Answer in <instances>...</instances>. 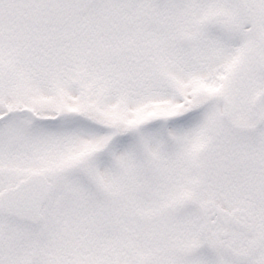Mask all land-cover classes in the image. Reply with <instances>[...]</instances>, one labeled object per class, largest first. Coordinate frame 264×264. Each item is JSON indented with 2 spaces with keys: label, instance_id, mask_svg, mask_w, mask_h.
I'll return each instance as SVG.
<instances>
[{
  "label": "rangeland",
  "instance_id": "obj_1",
  "mask_svg": "<svg viewBox=\"0 0 264 264\" xmlns=\"http://www.w3.org/2000/svg\"><path fill=\"white\" fill-rule=\"evenodd\" d=\"M24 110L0 170L46 172L57 227L96 229L61 264H179L174 247L221 248L219 213L264 234V0H0V117Z\"/></svg>",
  "mask_w": 264,
  "mask_h": 264
},
{
  "label": "flooded vegetation",
  "instance_id": "obj_2",
  "mask_svg": "<svg viewBox=\"0 0 264 264\" xmlns=\"http://www.w3.org/2000/svg\"><path fill=\"white\" fill-rule=\"evenodd\" d=\"M1 160L2 159L0 158V161ZM36 173L44 174L53 184V198L55 182H52V180L44 171L31 172L27 176L18 179L16 178V175H10L11 179H9L7 176H5L6 173L3 174V171L0 170V195L4 191L16 188L20 184V182ZM50 201L42 207V221L39 224H35L36 226L22 224L15 219L11 220V218L2 215L3 210L0 208V264H61V262H64L65 257L73 258V261H77L75 258L79 256L80 253L79 245L82 244L93 247V243H91V241L95 240L96 229L83 228L81 232L80 230H78V238L76 237L75 239H72L68 236V232L65 231V228L62 226L58 228L56 222L52 221L51 216H49L47 208ZM256 201L258 205H261L262 199ZM261 212L263 213L264 211ZM231 216H223L219 213L218 221H213L211 223V228L215 229L216 223L219 222V227L216 230L218 236L220 237L219 242L221 243V248H216L214 246L208 245L207 238H202V241H205L206 243H203L202 245H196L197 247L194 249L188 250L178 246L172 248L170 252H172V255L174 257H177L179 259L180 257L185 258V260H179V264H182V262L184 261L188 262L192 259H195L191 257L196 255L209 257V250H211V253L215 255H227L230 260L236 262H247L252 260L255 261L259 258H264V234L262 233V231L256 228L257 224L253 222H247L240 216H234L235 218L246 224L248 227H250V229L252 230V234L247 235L242 231L233 229L229 225L228 219ZM88 233H91L93 238H88ZM203 234L207 235L205 231ZM124 235H127V232H124L123 236ZM72 240L77 241L78 247L70 245L71 243H73L71 242ZM121 243L122 241L116 242L114 244L113 250L121 246ZM256 245H259V250L258 254L254 255L252 254V250L256 251ZM49 246H51V248L56 247L59 249V253L56 254L57 258L55 256L52 260L48 258L49 253H47V251L49 249ZM225 246H228L227 248L229 253H225ZM38 250L40 251V253L38 252ZM111 251L112 248L109 250L110 258L114 256V254H111ZM91 255L92 254H83L82 256L84 258H87ZM122 255L123 257H126V247L123 249ZM159 257L161 258V256ZM49 260L51 261L48 262Z\"/></svg>",
  "mask_w": 264,
  "mask_h": 264
},
{
  "label": "water",
  "instance_id": "obj_3",
  "mask_svg": "<svg viewBox=\"0 0 264 264\" xmlns=\"http://www.w3.org/2000/svg\"><path fill=\"white\" fill-rule=\"evenodd\" d=\"M52 185L42 174H33L22 181L16 188L4 191L0 195L2 215L17 220L22 224L36 226L42 220L41 209L52 195ZM1 216V210H0ZM229 225L239 231L251 235L250 227L244 225L235 217H230ZM226 235V234H225ZM252 254H258L259 245Z\"/></svg>",
  "mask_w": 264,
  "mask_h": 264
},
{
  "label": "trees",
  "instance_id": "obj_4",
  "mask_svg": "<svg viewBox=\"0 0 264 264\" xmlns=\"http://www.w3.org/2000/svg\"><path fill=\"white\" fill-rule=\"evenodd\" d=\"M189 115V111H187L186 113H184V114H180L179 116L180 117H182V116H188ZM178 121V123L180 122V118L177 120ZM188 121H189V119H188ZM171 123H173V122H171ZM187 124V123H186ZM179 124H176V126H178ZM166 137H167V133L166 134H164Z\"/></svg>",
  "mask_w": 264,
  "mask_h": 264
}]
</instances>
